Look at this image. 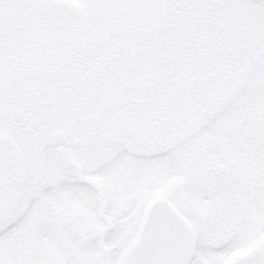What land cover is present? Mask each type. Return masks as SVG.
Wrapping results in <instances>:
<instances>
[{
  "label": "snow or ice",
  "instance_id": "obj_1",
  "mask_svg": "<svg viewBox=\"0 0 264 264\" xmlns=\"http://www.w3.org/2000/svg\"><path fill=\"white\" fill-rule=\"evenodd\" d=\"M0 264H264V0H0Z\"/></svg>",
  "mask_w": 264,
  "mask_h": 264
}]
</instances>
